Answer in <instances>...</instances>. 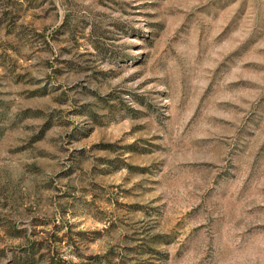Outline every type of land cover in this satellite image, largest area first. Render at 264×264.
Listing matches in <instances>:
<instances>
[{
  "label": "rangeland",
  "instance_id": "1",
  "mask_svg": "<svg viewBox=\"0 0 264 264\" xmlns=\"http://www.w3.org/2000/svg\"><path fill=\"white\" fill-rule=\"evenodd\" d=\"M0 264H264V0H0Z\"/></svg>",
  "mask_w": 264,
  "mask_h": 264
}]
</instances>
